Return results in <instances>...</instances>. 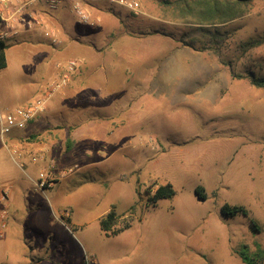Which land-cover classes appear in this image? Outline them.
Returning a JSON list of instances; mask_svg holds the SVG:
<instances>
[{"label": "rangeland", "instance_id": "obj_1", "mask_svg": "<svg viewBox=\"0 0 264 264\" xmlns=\"http://www.w3.org/2000/svg\"><path fill=\"white\" fill-rule=\"evenodd\" d=\"M140 1L138 11L98 2L93 17L106 12L95 26L62 8L63 36L90 41L99 56L72 59L76 80L48 100L45 115L0 131V264H245L236 250L264 249V87L250 79L264 77V0L218 25L177 18L163 0ZM11 39L0 128L73 56ZM99 66L108 79L102 106L82 90L98 92ZM16 135L18 149L33 151L13 154ZM38 152L46 160L31 162ZM41 169L54 177L45 190L33 184ZM167 182L175 196L149 203L148 191ZM225 204L249 214L227 216ZM113 206L120 225L131 218L132 226L106 237L100 219Z\"/></svg>", "mask_w": 264, "mask_h": 264}, {"label": "built area", "instance_id": "obj_2", "mask_svg": "<svg viewBox=\"0 0 264 264\" xmlns=\"http://www.w3.org/2000/svg\"><path fill=\"white\" fill-rule=\"evenodd\" d=\"M98 2H108L116 4L132 11H138L141 7L140 0H0V15L2 21L0 22V38L9 39L12 35L17 34V27L21 22L27 24L29 27H34V24L42 20L39 16H34L30 9L36 5L48 8L49 10H56L59 8H68L69 11L85 24H95L99 21V17H93L92 11ZM12 28V33L4 27ZM46 34L50 36L53 43H57L60 35L47 29ZM77 62L71 60L68 62L64 73L61 77L54 81L50 88L40 97H37L32 102L24 107H18L14 111L6 113V117L1 120V134L5 135L13 131L16 127L24 128L26 124L33 120L36 116L45 112L47 102L56 93L63 92L72 71H74ZM13 154L19 157L24 156L23 150L18 149V146H13ZM46 160L44 152H38L30 156V161L33 163H40ZM54 177L49 176L46 170L41 169L35 179L36 189L45 190L53 185ZM7 196L4 194L2 200L5 201ZM7 214V210L3 211V216ZM6 223L0 226V234L3 235L2 229L5 228Z\"/></svg>", "mask_w": 264, "mask_h": 264}, {"label": "trees", "instance_id": "obj_3", "mask_svg": "<svg viewBox=\"0 0 264 264\" xmlns=\"http://www.w3.org/2000/svg\"><path fill=\"white\" fill-rule=\"evenodd\" d=\"M253 0H163L162 2L170 9L175 17L193 20V23H202L210 25L223 24L233 21L246 15L251 10ZM194 18V19H193ZM2 21L0 15V22ZM252 46L259 44L257 42L249 43ZM10 46L9 40L0 38V71L7 66V49ZM252 83L258 87H264V77L250 74ZM68 149L71 148L74 139L70 138ZM149 203L156 205L160 199L171 198L177 193L174 185L170 182L158 185L153 191V187L148 191ZM196 193L201 199H206L205 188L198 186ZM131 209H135L133 205ZM223 213L227 216H233L238 213L248 215V210L239 205L225 204L223 206ZM120 214L116 211V207L103 215L100 219V228L106 237L117 236L121 232L132 226V219H127L120 225ZM66 224H71L70 220H66ZM252 227L254 230H259V227L252 220ZM74 230V228L72 227ZM245 264H264V249L259 248L255 255H250L248 246L244 245L239 250H236Z\"/></svg>", "mask_w": 264, "mask_h": 264}, {"label": "crops", "instance_id": "obj_4", "mask_svg": "<svg viewBox=\"0 0 264 264\" xmlns=\"http://www.w3.org/2000/svg\"><path fill=\"white\" fill-rule=\"evenodd\" d=\"M30 11L33 13L34 16L37 15V16H39V18L40 17L42 18V20H40V23L37 22V23L34 24V27H29L27 24L21 22L19 25H16V27L18 28L17 29V34L12 35L11 38H13V39H11V38H9V39H11V40L18 39V43L19 44H24V45L31 44V47L33 49H35V50L37 48H39L40 43L43 42L45 45H47L50 48L49 50H47L46 53H51L52 55L60 56V55H62L65 52H71L73 56L71 57L70 60H72L73 58L76 57L79 61L83 62L85 60H89V58H91L92 56L93 57L99 56L98 52L92 50V46L90 44V41H86V40L80 39L78 37H73V36H69V37L63 36L62 30L60 29L61 27H64V25H63L64 24V18H63L64 10L62 8H59V9H56V10H49L46 7H43V6H40V5H36V6L32 7L30 9ZM105 12L100 10L99 13H101V14L99 15V18H100L99 21L97 23H95V24H87V25L95 26L98 23H100V20L102 18L103 19L105 18L104 17ZM4 28L8 29L9 32L12 33V28H9V27L8 28L4 27ZM47 29H51L53 32H57L60 35V38H59L57 43H53L52 39L50 38V36H48L46 34ZM64 29H65V27H64ZM57 66L61 67V63L59 62L57 64ZM83 70L86 71L85 74H87V75H89L90 72H91L89 70V68H86V69H83ZM106 70L107 69L103 68V66H99L97 69H95V71L93 70L94 73L96 72L95 74H96V76L98 78L97 79V84H95V85H97V88L94 87V89L99 92L100 99H99V96H98V92H95V94L94 93L90 94V96H89L88 89H85V88L82 89L81 88L83 90V92H84V95L86 94V96L84 97V99L86 101L89 100V97H90V99L94 98V97H98V100H97L98 104L100 106H102V104L106 105V103H105L106 97L105 96H101V93H100V91L105 92V90L108 87V84H107L108 83V79H107ZM64 71H65V69L62 72H58L57 73L59 77L57 79L55 78L54 80L51 81V83H50L49 87L46 89V91L50 88L51 84L54 81L58 80L61 77V75L64 73ZM75 76H76L75 72L71 73V77H72L73 82L76 80ZM89 78H88V80H90ZM119 85L120 84H118L117 87ZM85 86L89 87V89L92 88L91 84L89 82L88 83L86 82ZM120 88L121 87H118L119 90H121ZM72 92H73V90H72ZM115 92L116 91H114L113 94L110 93V95L113 98H115V96L117 97V95H115ZM119 97H120V95H119ZM36 98L37 97L35 95L33 97V99H36ZM68 104L74 105V103L72 101H69ZM77 105H80V103L77 104ZM46 111H48V107L46 108L45 112ZM42 115H45V113L43 112ZM46 125H51V123L47 122ZM20 138H21V136L18 135L17 139H16L17 142L14 144V146H16V145L19 146L20 145V142H21ZM32 151L33 150H23V153H24V155H28ZM35 179H33V184L34 185H35ZM67 200H69V198ZM111 209H109V211ZM107 211H105V214L107 213Z\"/></svg>", "mask_w": 264, "mask_h": 264}]
</instances>
